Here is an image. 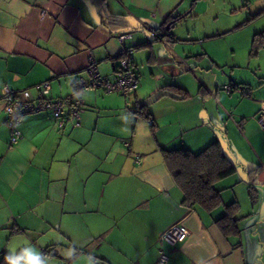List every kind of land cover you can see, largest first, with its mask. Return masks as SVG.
I'll use <instances>...</instances> for the list:
<instances>
[{
  "label": "crops",
  "instance_id": "1",
  "mask_svg": "<svg viewBox=\"0 0 264 264\" xmlns=\"http://www.w3.org/2000/svg\"><path fill=\"white\" fill-rule=\"evenodd\" d=\"M191 3L0 0V264H98L96 259L106 264H158L161 249L168 256L167 264H264V130L256 122L264 85L253 94L251 85L243 82L250 86L251 95L236 100L224 123L227 139L231 136L233 142L244 144L251 155L238 154L235 148L226 151L218 133L212 135L229 159L246 171L247 188L251 182L254 198L237 199L238 184L232 178L236 169L215 183L222 205L211 211L182 203L183 192L161 151L176 135L161 141L154 110L147 108L154 128L133 112L137 102L168 89L167 85L185 90L168 89L182 96L175 99L193 100L190 109L196 98L205 107L210 99L227 101L240 94L226 91L227 97L218 85L194 73L190 77L198 87L192 89L178 76L173 78V58L163 59L162 69L157 66L153 40L165 39L164 44L172 48L174 37L160 38L156 27L163 28L169 16L181 15ZM133 25L148 30L152 38L131 36L126 41L134 46L131 61L138 77L134 105L129 104L132 114L125 110L126 101L119 93L96 88L81 93L79 126L67 122L58 127L47 111L27 114L17 125L20 138L10 143L3 85L32 92L35 84L48 80L50 96H65L75 79L87 77L89 58L96 60L101 75L112 78L120 50L118 36ZM143 61L139 72L138 62ZM182 121L176 123L186 131L201 127L196 123L187 127ZM206 138L211 137L197 134L182 142L194 151L191 144L208 145ZM231 190L236 198L232 201L239 204L240 231L227 236L215 220L228 204L224 194L230 196ZM246 202L250 211L242 212ZM177 222L188 233L175 245L162 241L161 234Z\"/></svg>",
  "mask_w": 264,
  "mask_h": 264
},
{
  "label": "rangeland",
  "instance_id": "2",
  "mask_svg": "<svg viewBox=\"0 0 264 264\" xmlns=\"http://www.w3.org/2000/svg\"><path fill=\"white\" fill-rule=\"evenodd\" d=\"M191 1L192 3L181 11L182 19L174 23L171 28L167 29L166 26L163 28L156 27L159 35L169 31L174 36L172 48L164 44L163 40L165 39L153 40L158 55L157 66L162 69L164 66L163 59L173 58V66L175 67L173 78L178 76L180 80L194 87L192 89L198 87V83L190 77L194 73L202 81L218 85L220 91L227 97L228 95L223 87L230 84V82H247L251 85L253 94H255L258 86L264 85V0ZM123 32L130 33L134 37H144L145 35V37L152 38L148 30L136 25L126 27ZM145 52L147 53V51H142V53ZM141 56L143 59V54ZM143 65L145 66L144 61L138 62V71L143 68ZM237 95L233 96L234 99L228 97L227 101L210 99L205 101V104H208L205 107L203 106L204 102L194 97L198 101H196V105H192L191 109L188 103L193 102V100L184 101L185 99L172 97L170 99L172 101L169 102L174 103H169L166 101L169 100V97L163 95L146 107L154 110V113L158 116L160 126L157 134L161 141L165 142L176 135L174 142L173 140L169 142L166 148H188V144L182 142V140L186 141L192 135L197 134L203 137H211L206 138L208 139L206 143H210L209 141L214 140L213 133L217 132L226 151L235 148L238 154L247 156L251 155L248 147L233 142L231 136L228 140L229 138L227 139L224 135V123L228 119L227 116L229 113H233V105L236 100H241L244 97L240 94ZM121 96L122 100L126 101L125 97ZM130 103L134 105L133 96L129 99ZM125 106V110L130 113L132 106L129 107L126 103ZM191 115L196 117L188 122L187 120ZM178 119L187 122V127L194 126L195 123L201 127L186 131L184 128H179L176 123ZM106 124L111 127L109 120H106ZM124 141L129 142V140ZM205 145L197 147V144L193 143L190 147H194L193 150L197 152ZM241 159L245 161L243 158ZM240 172H242V177L244 176L242 179L240 178ZM232 178L238 184L236 187L237 199L241 201L243 199L249 200L250 195L247 192L248 188L245 181L246 171L240 164L237 165V173ZM232 192L234 191H228L230 196L224 194L226 203L236 199L233 197ZM242 195H244V198ZM243 205L242 212L250 211V202L243 203Z\"/></svg>",
  "mask_w": 264,
  "mask_h": 264
},
{
  "label": "built area",
  "instance_id": "3",
  "mask_svg": "<svg viewBox=\"0 0 264 264\" xmlns=\"http://www.w3.org/2000/svg\"><path fill=\"white\" fill-rule=\"evenodd\" d=\"M128 38H130L129 33H122L118 36L119 52L122 57L118 60L112 78L101 75L98 71L96 60L89 58L85 68L87 77L79 76L75 79L72 83L71 92L65 96H50V81L48 80L35 84L32 92L30 90H15L7 84L3 85L1 100L7 116V125L11 132L10 143H15L20 138L17 125L27 114L47 111L52 115L58 127H64L67 122H72L73 126H79L83 104L81 93L85 91L102 88L105 92H117L125 97L126 104L129 106V99L133 96L138 86V77L129 58L133 50L126 43ZM223 88L229 93L236 91L244 97L251 95L250 86L247 84L230 83L224 85ZM256 120L260 128L264 130V100L260 101ZM124 143L129 145L128 141H124ZM138 159L139 156L137 155L136 160ZM187 233L188 230L185 225L177 222L161 234V240L170 245H175ZM167 260V254L161 249L157 263L167 264Z\"/></svg>",
  "mask_w": 264,
  "mask_h": 264
},
{
  "label": "trees",
  "instance_id": "4",
  "mask_svg": "<svg viewBox=\"0 0 264 264\" xmlns=\"http://www.w3.org/2000/svg\"><path fill=\"white\" fill-rule=\"evenodd\" d=\"M181 19V15L175 17L169 16L164 23V27L170 22L169 28H171L174 23ZM160 36V38L170 37L171 39L174 37L169 31H166ZM131 47L134 51V46ZM121 57V53L118 52L114 71ZM131 57L132 55L129 58L131 59ZM165 87L168 89H175L177 93L185 92V90L176 88L174 85H167ZM133 112L148 120L152 128L155 127V123L151 119V115L142 101L137 102L136 109ZM161 151L170 175L183 192L182 203L185 206L189 208L198 206L206 211H211L222 205L221 190L216 188L215 183L218 180L232 175L237 168L235 163L224 153L219 141H212L197 152L185 147H163ZM248 190L250 197L254 198V190L251 182H249ZM223 207V214L215 220L216 224L227 236L239 234L240 230L237 225L238 202L232 201L223 205Z\"/></svg>",
  "mask_w": 264,
  "mask_h": 264
},
{
  "label": "water",
  "instance_id": "5",
  "mask_svg": "<svg viewBox=\"0 0 264 264\" xmlns=\"http://www.w3.org/2000/svg\"><path fill=\"white\" fill-rule=\"evenodd\" d=\"M169 24H170V22L168 24H166V28L167 29L169 28ZM163 95L171 96L173 98H181L182 97L181 95H179V94H177V93H175V92H173L171 90H168V89H159L155 93H153L152 95H150L148 98H146L145 100H143L142 102H143V104L145 106H147V105L151 104L152 102L156 101L157 99H159ZM95 261L98 264H106L104 261L99 260V259H96Z\"/></svg>",
  "mask_w": 264,
  "mask_h": 264
}]
</instances>
